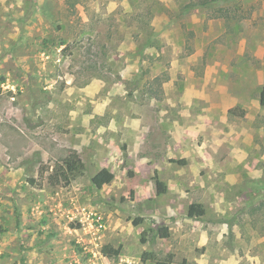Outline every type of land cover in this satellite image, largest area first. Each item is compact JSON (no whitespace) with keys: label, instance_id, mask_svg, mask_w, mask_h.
Wrapping results in <instances>:
<instances>
[{"label":"rangeland","instance_id":"rangeland-1","mask_svg":"<svg viewBox=\"0 0 264 264\" xmlns=\"http://www.w3.org/2000/svg\"><path fill=\"white\" fill-rule=\"evenodd\" d=\"M200 1L0 0V264L263 261L264 0Z\"/></svg>","mask_w":264,"mask_h":264},{"label":"trees","instance_id":"trees-1","mask_svg":"<svg viewBox=\"0 0 264 264\" xmlns=\"http://www.w3.org/2000/svg\"><path fill=\"white\" fill-rule=\"evenodd\" d=\"M206 0L200 1V3H194L189 6L188 9H192L193 7L205 4ZM260 104L264 106V86L260 91ZM236 111V109H231L230 112ZM244 112H241L240 115H243ZM179 163H183L184 160H177ZM80 163V158L76 150H70L69 153L60 161L56 162L53 166L52 170L48 174V181L54 185H68L72 181L74 173L78 170V165ZM115 174L107 167H103L98 170L92 177V184L96 188H102L104 185L111 183L114 180ZM36 180L30 178L29 183L34 184ZM156 185L157 191L159 193L165 191L164 182L160 180L156 176ZM205 213L204 208L200 203L193 202L188 206V216L189 217H201ZM142 221V218H135L133 220L134 225H138ZM159 233L162 237H167L169 235L167 227L159 228ZM102 252L105 256L108 257H118L121 253V249L119 247H115L111 244H108L103 247ZM145 259H151L154 262H159L156 260L154 256L151 254H144Z\"/></svg>","mask_w":264,"mask_h":264},{"label":"crops","instance_id":"crops-1","mask_svg":"<svg viewBox=\"0 0 264 264\" xmlns=\"http://www.w3.org/2000/svg\"><path fill=\"white\" fill-rule=\"evenodd\" d=\"M262 253H264V252H262ZM260 260H263V261L262 262L260 261L259 264H264V257H262V255H261Z\"/></svg>","mask_w":264,"mask_h":264}]
</instances>
